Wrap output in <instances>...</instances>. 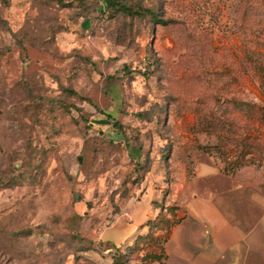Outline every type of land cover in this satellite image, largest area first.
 I'll return each mask as SVG.
<instances>
[{
    "label": "rangeland",
    "instance_id": "374dc122",
    "mask_svg": "<svg viewBox=\"0 0 264 264\" xmlns=\"http://www.w3.org/2000/svg\"><path fill=\"white\" fill-rule=\"evenodd\" d=\"M117 1L0 0V264H113L183 163H264V0Z\"/></svg>",
    "mask_w": 264,
    "mask_h": 264
},
{
    "label": "crops",
    "instance_id": "0c3cea01",
    "mask_svg": "<svg viewBox=\"0 0 264 264\" xmlns=\"http://www.w3.org/2000/svg\"><path fill=\"white\" fill-rule=\"evenodd\" d=\"M191 161L188 170L183 163L172 171L171 180L161 181L166 189L158 187L165 199L158 212L176 219L168 231L153 232L163 239L162 264H264V163L225 171L214 157L195 156ZM157 213L151 206L146 219L134 221L129 211V221L119 215L99 239L113 247L132 244L149 231L145 223ZM110 226L125 228L128 234L139 231L127 240L104 234Z\"/></svg>",
    "mask_w": 264,
    "mask_h": 264
},
{
    "label": "trees",
    "instance_id": "16d2710c",
    "mask_svg": "<svg viewBox=\"0 0 264 264\" xmlns=\"http://www.w3.org/2000/svg\"><path fill=\"white\" fill-rule=\"evenodd\" d=\"M108 8H114L118 11H122L126 14L140 13L139 9H132L130 6L123 4L117 0H105ZM165 23V22H163ZM172 206H168V210H171ZM176 219L168 218L165 213L158 212L154 218L148 219L146 225L149 227V231L143 236H137L132 244H126L125 247H130L128 252H116L113 254L112 261L113 264H125V261H130L132 259V253H136L140 249H144L145 246L149 247L144 254L140 257L136 256L135 259L138 260L137 264H150L153 261H160L162 264L163 258V239L154 235L156 229H166L174 224ZM144 251V250H143Z\"/></svg>",
    "mask_w": 264,
    "mask_h": 264
},
{
    "label": "water",
    "instance_id": "95a60500",
    "mask_svg": "<svg viewBox=\"0 0 264 264\" xmlns=\"http://www.w3.org/2000/svg\"><path fill=\"white\" fill-rule=\"evenodd\" d=\"M78 160L81 161V158L79 157Z\"/></svg>",
    "mask_w": 264,
    "mask_h": 264
}]
</instances>
